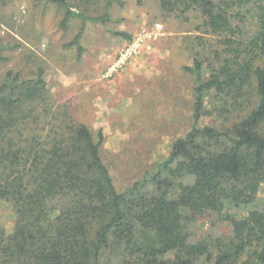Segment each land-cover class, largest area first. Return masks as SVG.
<instances>
[{
	"label": "trees",
	"instance_id": "obj_1",
	"mask_svg": "<svg viewBox=\"0 0 264 264\" xmlns=\"http://www.w3.org/2000/svg\"><path fill=\"white\" fill-rule=\"evenodd\" d=\"M16 1L0 0L2 24ZM35 1L43 12L54 10L61 32L76 23L63 48L76 49L77 59L88 25H105L113 6L123 5ZM156 3L160 22L196 13L194 30L215 40L196 36L206 52L183 67L193 79L191 128L119 192L101 154V130L94 136L54 98L43 62L33 61L26 76L7 70L0 81V205L11 209L13 224L10 231L0 225V264H264V0ZM207 215L226 223L228 235L193 239V225Z\"/></svg>",
	"mask_w": 264,
	"mask_h": 264
},
{
	"label": "rangeland",
	"instance_id": "obj_2",
	"mask_svg": "<svg viewBox=\"0 0 264 264\" xmlns=\"http://www.w3.org/2000/svg\"><path fill=\"white\" fill-rule=\"evenodd\" d=\"M121 1V7L110 10L105 25H88L81 59L76 49L63 48L76 23L61 32L54 10L43 12L35 0H17L2 19L8 24L0 22V55L9 57L8 63L0 62V81L7 70L30 75L33 61H42L54 98L66 104L94 136L101 130L105 138L101 154L119 192L161 163L172 142L191 128L193 79L183 67L193 54L206 52L196 36L216 45L214 38L194 30L200 24L196 13H189L186 22L170 17L164 24L156 0ZM159 24L162 29L157 31ZM252 27L244 25L245 31ZM126 35L132 36V42L142 37L144 43L136 55L118 64L119 54L132 43ZM15 42L20 45L17 50L3 49ZM258 199L264 201V186ZM12 224L11 209L1 204L0 225L10 231ZM192 231L196 240L228 235L229 227L207 215Z\"/></svg>",
	"mask_w": 264,
	"mask_h": 264
},
{
	"label": "built area",
	"instance_id": "obj_3",
	"mask_svg": "<svg viewBox=\"0 0 264 264\" xmlns=\"http://www.w3.org/2000/svg\"><path fill=\"white\" fill-rule=\"evenodd\" d=\"M155 30L160 31L162 29V26L156 25ZM144 43V39L142 37H139L135 39L130 46L125 48L120 54L118 58V64H122L125 61L129 60L132 58L134 55L138 53V51L141 49L142 44Z\"/></svg>",
	"mask_w": 264,
	"mask_h": 264
}]
</instances>
